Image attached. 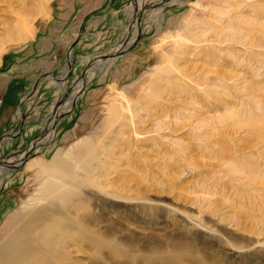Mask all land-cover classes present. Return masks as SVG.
Instances as JSON below:
<instances>
[{
	"label": "rangeland",
	"instance_id": "obj_1",
	"mask_svg": "<svg viewBox=\"0 0 264 264\" xmlns=\"http://www.w3.org/2000/svg\"><path fill=\"white\" fill-rule=\"evenodd\" d=\"M30 148L92 169L57 216L80 264H264V0H0V163Z\"/></svg>",
	"mask_w": 264,
	"mask_h": 264
},
{
	"label": "bare ground",
	"instance_id": "obj_2",
	"mask_svg": "<svg viewBox=\"0 0 264 264\" xmlns=\"http://www.w3.org/2000/svg\"><path fill=\"white\" fill-rule=\"evenodd\" d=\"M66 71L64 68L63 75ZM231 119H237V115ZM83 163L68 155L62 157L60 152L46 163L41 160L26 163L25 169L32 173L37 188L35 194L21 203L19 214L25 212L24 215L17 216L4 230L0 264H80L68 253L75 233L64 227L66 218L57 216L79 197L80 190L92 187L89 180L92 169ZM4 171L1 169V174ZM36 217L40 219L33 220Z\"/></svg>",
	"mask_w": 264,
	"mask_h": 264
},
{
	"label": "water",
	"instance_id": "obj_3",
	"mask_svg": "<svg viewBox=\"0 0 264 264\" xmlns=\"http://www.w3.org/2000/svg\"><path fill=\"white\" fill-rule=\"evenodd\" d=\"M162 4H163V2L160 1V2L158 3V6H160V5H162ZM139 19H140V18H137V22H138V23L140 22ZM138 38H139V30L136 31V34H135V36H134V38H133V42H131V43H129V44H128V43L125 44L124 47H123V50H122V51L113 54V55H112L111 57H109V58H110V59H111V58H116V57L121 56V55H123L124 53L129 52L130 50H132V49L134 48L135 43L138 41ZM72 50H73V46H70V48H69V55H68V57H67V59H66V64H65V66H64V68H66L67 71H66L65 75L61 76V79H62V80H65V81L68 79V77H69V73H70V69H71ZM109 58H105V59H109ZM30 95H31V94L29 93V94H28V97H29ZM24 100H25V98H22V99L20 100V102H19V105H20V106H22ZM17 135H18V133H15V134L13 135V137H17ZM40 139H41V138H39L38 140H40ZM32 151H33V148H30V150H29L28 153L24 156V158H23L22 160H20L19 163L15 164V165H9L10 167H9L8 170H10V169H13V170H14L16 167H18V166H20V165L26 163V160L29 158L30 153H31ZM1 161H3V160H1ZM2 163L5 164V165H8V164H6V163H4V162H2Z\"/></svg>",
	"mask_w": 264,
	"mask_h": 264
}]
</instances>
